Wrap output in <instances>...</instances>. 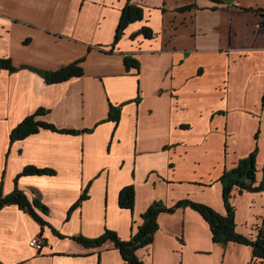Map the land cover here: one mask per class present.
Wrapping results in <instances>:
<instances>
[{
    "label": "crops",
    "instance_id": "1",
    "mask_svg": "<svg viewBox=\"0 0 264 264\" xmlns=\"http://www.w3.org/2000/svg\"><path fill=\"white\" fill-rule=\"evenodd\" d=\"M128 3L143 18L115 43ZM127 56L138 68H126ZM4 57L18 69H0V188L48 212L35 208L43 225L17 204L0 209V264H130L111 241L88 248L74 237L110 229L128 240L156 201L190 199L226 215L220 178L255 149L257 183L264 177V0H0ZM72 63L81 76L45 80ZM39 109L37 119L78 133L40 128L12 141ZM30 166L54 171L23 173ZM128 185L133 210L119 206ZM231 202L239 234L264 238V191L235 189ZM158 225L137 250L145 264L253 260L250 245L215 242L192 207L161 212ZM37 236L40 251L30 245Z\"/></svg>",
    "mask_w": 264,
    "mask_h": 264
},
{
    "label": "trees",
    "instance_id": "2",
    "mask_svg": "<svg viewBox=\"0 0 264 264\" xmlns=\"http://www.w3.org/2000/svg\"><path fill=\"white\" fill-rule=\"evenodd\" d=\"M143 18L142 9L138 8L136 5L128 3L124 8L122 16L119 21L117 34H115V43L118 42L121 35L124 33L125 28L135 20H141ZM145 36L152 35V32L146 28L143 29ZM126 68L136 67L140 65L136 59H133L130 56H127L125 59ZM0 69H8L12 72H15L18 68L12 65L11 58H0ZM43 73V72H42ZM83 70L81 67H77L74 63L62 68L61 70L53 72H45V80L48 83L53 82H62L71 77L81 76ZM121 108L119 106L111 105L110 111L108 114V119L118 122L120 119ZM44 114L43 109L37 110L34 114L25 117L24 120L18 124L12 131V141L16 139L27 138L28 136L39 131L40 128H48L57 131L63 132H72L78 133V131L72 130H59L56 126L50 123L42 122L37 119L38 115ZM256 156L257 150L253 151L251 155L244 160H240L238 164L230 169L224 171L223 176H221V182L224 185V201L226 203L227 214H221L214 209L210 208L209 205L203 203H196L193 200L185 199L180 202H177L172 206H165L162 201H156L146 211L143 213L142 223L138 226V230L132 238L128 240L121 239L116 231L107 229L104 234L95 238H85V236H76L75 240L84 244V246L91 247H102L108 242H113L115 247L119 249L123 258L128 261L130 264H145L142 259L137 255V250L142 247H148L153 243L154 236L158 231V217L160 213L164 212H173L177 208L192 207L194 210L202 214L207 220L208 224L211 227L213 233V240L217 243L227 245L230 242H239L240 244L250 245L253 247L254 254L251 264H255L257 261L264 260V238H251L239 234L236 230V216H235V206L231 202L232 191L235 189L243 191H264V177L260 183H257V167H256ZM52 169H40L34 166L28 167L26 170H23L25 174H53ZM264 172V167H263ZM86 198V195H82V199ZM136 201L135 187L128 185L120 190L119 193V206L121 208H134ZM6 204H17L20 207L24 208L27 211H30L36 219H38L43 225L46 224L42 220L39 214L36 211V207L42 209L44 212H48V208L45 205L39 203V200L30 202L25 194L16 189L11 195H4L0 188V209Z\"/></svg>",
    "mask_w": 264,
    "mask_h": 264
},
{
    "label": "built area",
    "instance_id": "3",
    "mask_svg": "<svg viewBox=\"0 0 264 264\" xmlns=\"http://www.w3.org/2000/svg\"><path fill=\"white\" fill-rule=\"evenodd\" d=\"M30 245L33 247H36L38 249V251H40L42 248H44L47 243L45 242V240L43 238L40 237H34L31 241H30Z\"/></svg>",
    "mask_w": 264,
    "mask_h": 264
}]
</instances>
